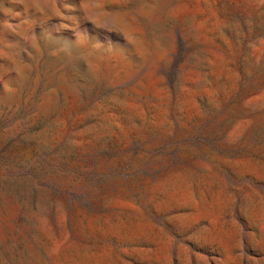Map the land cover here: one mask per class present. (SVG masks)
<instances>
[{"label":"rangeland","instance_id":"obj_1","mask_svg":"<svg viewBox=\"0 0 264 264\" xmlns=\"http://www.w3.org/2000/svg\"><path fill=\"white\" fill-rule=\"evenodd\" d=\"M0 264H264V0H0Z\"/></svg>","mask_w":264,"mask_h":264}]
</instances>
